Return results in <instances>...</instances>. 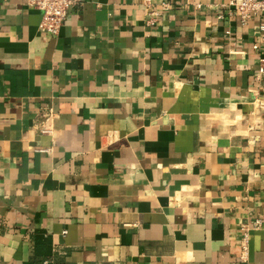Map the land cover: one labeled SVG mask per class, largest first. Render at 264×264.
<instances>
[{
  "label": "crops",
  "instance_id": "obj_1",
  "mask_svg": "<svg viewBox=\"0 0 264 264\" xmlns=\"http://www.w3.org/2000/svg\"><path fill=\"white\" fill-rule=\"evenodd\" d=\"M226 2L79 0L55 36L0 0V264H264L263 20Z\"/></svg>",
  "mask_w": 264,
  "mask_h": 264
},
{
  "label": "built area",
  "instance_id": "obj_2",
  "mask_svg": "<svg viewBox=\"0 0 264 264\" xmlns=\"http://www.w3.org/2000/svg\"><path fill=\"white\" fill-rule=\"evenodd\" d=\"M79 0H26L28 6L37 9L40 12L41 19L39 28L51 35H58L60 28L65 23L68 13L72 7L78 4ZM147 4L151 0H144ZM218 6L229 7L238 13L240 21L246 24L255 18H262V23L259 25L260 42L264 43V0H227L226 3L217 4ZM199 7L200 4H197ZM160 7L162 10H168L170 4L168 1H161ZM155 13V11L153 12ZM253 49L260 52V72H264V48L259 44H253ZM261 225V220H256L253 224L254 228ZM247 237L244 236L241 243L240 261H246V245Z\"/></svg>",
  "mask_w": 264,
  "mask_h": 264
}]
</instances>
